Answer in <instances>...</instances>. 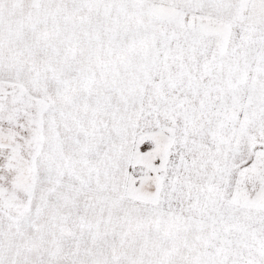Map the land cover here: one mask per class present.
Listing matches in <instances>:
<instances>
[{
	"label": "snow or ice",
	"instance_id": "obj_1",
	"mask_svg": "<svg viewBox=\"0 0 264 264\" xmlns=\"http://www.w3.org/2000/svg\"><path fill=\"white\" fill-rule=\"evenodd\" d=\"M0 264H264V0H0Z\"/></svg>",
	"mask_w": 264,
	"mask_h": 264
}]
</instances>
